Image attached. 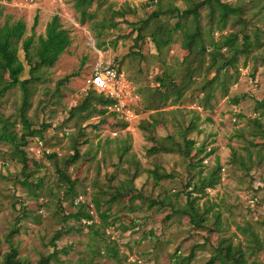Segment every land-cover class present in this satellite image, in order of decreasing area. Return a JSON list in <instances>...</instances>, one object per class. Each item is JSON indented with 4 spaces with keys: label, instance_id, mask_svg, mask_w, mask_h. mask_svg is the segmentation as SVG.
Listing matches in <instances>:
<instances>
[{
    "label": "rangeland",
    "instance_id": "374dc122",
    "mask_svg": "<svg viewBox=\"0 0 264 264\" xmlns=\"http://www.w3.org/2000/svg\"><path fill=\"white\" fill-rule=\"evenodd\" d=\"M122 1L101 4L97 0L82 20L75 0H0V26L23 21L28 30L25 38L35 33L34 63L38 38L45 36L54 16L60 17L71 37L70 47L54 67L32 75L26 115L31 129L42 131L43 137L29 138L23 148L27 171L12 147L0 142V260L12 245L26 264H40L44 258L50 259L49 264H139V260L144 264H209L221 244H231L245 253L246 264H264V139L258 136L264 134V118L255 111L256 103L264 100V0H226L241 7L242 13L238 17L231 11L224 33H244L251 37L252 46L233 66L220 71L218 66L233 53L224 52L212 68L208 56L203 66L194 60L192 67L198 69L194 79L186 72L189 52L182 47V31L160 52L151 38L153 32L172 30L178 23L191 27V20H183L174 11H186L193 4L189 0H159L158 6L151 0ZM120 9L124 18L116 15ZM154 12L159 18L140 30ZM199 13L206 38L213 39L210 29L217 25L216 19L208 6ZM36 16L39 24L33 32ZM20 59L25 64L22 79H28L30 67L23 50ZM101 62H112L125 75L126 107L121 112L108 110L106 115L94 111L87 121V112L71 119V109L94 92L88 80ZM73 74L77 77L59 89V82ZM216 76L236 83L227 97L221 87L211 102L213 108L202 110L197 107V96L204 80ZM160 77L177 85L188 83L181 102H163ZM253 79L258 80L257 86ZM22 98L18 86L0 99V116L13 123L19 135L24 132L19 114ZM235 99L241 103L234 105ZM194 110L200 115L198 128L188 132ZM33 139L43 143L40 154ZM185 139L215 149L211 164L202 163L194 148L185 155ZM74 141L79 144L80 158L68 166ZM153 147L170 151L152 154ZM48 152L57 158L49 160ZM219 165L224 180L205 200L201 213L206 222L200 229L181 213L188 199L187 185ZM58 171L76 181L75 193L88 209L93 210L98 199L114 227L106 230L98 223L95 230L83 228L75 218L76 195L69 192ZM154 172L166 178L157 182ZM245 190H254L260 197L256 211L240 196ZM118 193L126 198L111 204ZM152 202L163 204L153 206ZM177 251L183 257H176Z\"/></svg>",
    "mask_w": 264,
    "mask_h": 264
},
{
    "label": "trees",
    "instance_id": "16d2710c",
    "mask_svg": "<svg viewBox=\"0 0 264 264\" xmlns=\"http://www.w3.org/2000/svg\"><path fill=\"white\" fill-rule=\"evenodd\" d=\"M97 0H75L74 8L77 13L80 14L81 19L84 20L88 16L89 10L94 6V3ZM108 0H99V2L105 3ZM193 6L186 11H180L176 9L174 12H177L178 16L184 20H191V27H188L185 24L178 23L174 29H165L153 32L151 34L152 41L155 43L157 50L160 52L164 48L170 46L172 42V37L175 33L182 31V47L184 50L189 52V56L185 59L186 72L190 76V79H194V75L198 74V69L192 67L194 60H197L202 64H205L206 56L209 57V68L215 67L219 57L223 56V53H233L230 60L224 62L223 65L218 66V71L231 67L235 64L238 56L249 52L252 43L250 42L251 37L244 34L230 32L224 33V31L229 26V20L231 18V11L237 13L238 17H241L242 8L231 5L226 0H203L201 3H196L194 0H189ZM159 0H151V4L154 6L159 5ZM208 6L213 19H216V26L210 29L213 39H207L203 29L200 25V13L199 9ZM120 18H124L126 14L122 12V9L116 13ZM1 17V12H0ZM154 18H159V13L154 12L153 16L149 17L147 20H144L141 23L140 30L150 23ZM191 18V19H190ZM39 24V17L36 16L34 20L33 32ZM28 33L27 25L23 21H16L14 23L6 22L4 25L0 26V99L5 96V94L14 87H20L22 89V106L20 108L21 123L24 127V132L19 135L13 130L14 124L7 121L3 116H0V142H5L12 147L13 152L23 165V171L28 170V157L26 151L23 148H26L29 144V138L36 136L43 137L42 131H33L31 129V124L26 115V108L29 106V100L31 97L30 84L33 79V74L40 70L41 68H52L54 67L61 56L67 51L71 45V37L67 29L64 28L60 21L59 16H54L50 23L47 25L45 36H40L38 38L39 47L36 52L37 62H33V49L35 47L36 35L35 33L25 38ZM219 33V37H216V34ZM140 35H138L139 37ZM243 40V43L240 41ZM23 50L27 65L30 67L31 76L28 79H22L25 72V64L20 59V51ZM117 67V66H116ZM118 68V67H117ZM121 72V70L118 68ZM122 73V72H121ZM77 77L76 74L67 76L62 81L59 82L58 88L66 85L73 78ZM254 77V75L252 76ZM257 80V79H253ZM159 82V87L165 88V92L161 94L163 102H168L171 99L174 100V103H179L185 96V93L189 89L188 83L182 81L179 85L172 82L168 77H160L157 79ZM235 82H225V80H219L216 76L213 79H205L204 83L200 89V92L197 96V107L206 110L213 108L211 102L216 98V93L221 90V87H224V97H227L229 94L230 86L234 85ZM117 103L116 100L107 98L102 93L90 92L83 103L71 109L70 118H81L83 112H87L84 120L87 121L92 118L94 111H99L101 115H106L108 108L114 106ZM241 103L240 99H235L233 101L234 105H239ZM101 108V110H98ZM259 113L260 118H264V100H261L256 103V110ZM190 115L193 117V122L191 127L188 129H197V122L200 120L199 112L194 110ZM257 115V114H256ZM258 124V128H262L261 124ZM153 128V125H151ZM47 128V127H45ZM200 133V132H199ZM260 138L264 139V134L258 135ZM34 140V141H33ZM35 142L40 139H33ZM186 147L184 154L189 156L190 149L194 148L196 155L201 157L202 163L204 160L215 153V149L204 147L198 145L195 141H188L185 139ZM191 147V148H190ZM169 153L170 149L165 147H153L151 149L152 154L160 152ZM73 155L66 161L68 166L76 163L80 158L79 144L77 141L73 142ZM47 156L49 160H54L57 158L55 153H48ZM223 168L219 165L213 167L212 172L206 177H200L198 182H194L187 185L188 190V199L186 205L182 208V215L190 219V223L198 228H204L206 222L204 214L201 213V209L204 207L206 199H211L209 190L217 189L223 181L222 178ZM61 177L62 182H64L69 188V192L72 195H76L75 186L76 181H72L71 178L63 171H58ZM154 179L159 182L161 179L166 177L159 175L158 173H153ZM168 178V176H167ZM27 185V183H25ZM264 191V186L262 188ZM246 191V190H245ZM254 194V197H259L256 192L251 191ZM79 198L78 195L74 197L75 199ZM126 195L118 193L111 200V204H116L120 200L125 199ZM259 197V203L257 207L261 205ZM73 201V206L78 208V211L75 213V218L79 221L81 226L85 229H92L98 226V223L103 225L105 229H110L114 227V224L108 223V220L111 218L109 211H102L101 205L98 199H95L93 202L95 213L97 215V222L94 216L90 214L87 209V206L80 204L76 206ZM211 202V201H210ZM163 203L152 202L150 205H157ZM256 211V210H253ZM83 220L94 221L91 226L83 224ZM242 230V229H241ZM59 236V235H57ZM223 242V241H222ZM217 254L212 257L209 264H246L245 253L242 252L239 248H234L231 244L224 246L221 244L217 248ZM176 257H183V253L177 251ZM50 259H42L40 264H49ZM0 264H26L22 259L18 258V250L11 245V251L7 253L3 260H0Z\"/></svg>",
    "mask_w": 264,
    "mask_h": 264
},
{
    "label": "built area",
    "instance_id": "2783aa9c",
    "mask_svg": "<svg viewBox=\"0 0 264 264\" xmlns=\"http://www.w3.org/2000/svg\"><path fill=\"white\" fill-rule=\"evenodd\" d=\"M125 2H131V0H124ZM216 37H219V33L216 34ZM253 84L256 86L258 85V80L252 81ZM88 85L93 90L104 94L107 98L114 99L117 103L108 108L111 112H121L126 107V102L124 96H126V85H125V75L121 73L116 65L112 62L108 63H98L95 68L93 69L92 75L88 80ZM254 117L256 118L257 115L255 114ZM117 134L114 133V136ZM34 144L37 148V153L40 154L43 149L42 141H35ZM211 150V147L210 149ZM49 153V152H48ZM215 155H211L204 160L205 165H209L212 162V158ZM222 178H223V171H222ZM224 180V179H223ZM209 194L212 193V190L208 191ZM254 193L251 191H243L240 196L244 199L245 203L248 205L249 208L255 209L259 203V197H254ZM74 204L76 206L80 204H87L82 197L75 199ZM94 206V205H93ZM88 209V208H87ZM90 214L94 216L97 222V215L95 213V209L91 210L88 209ZM94 221H87L83 220V224L91 226ZM135 261V260H134ZM136 262V261H135ZM139 264H144L143 261H137Z\"/></svg>",
    "mask_w": 264,
    "mask_h": 264
},
{
    "label": "crops",
    "instance_id": "0c3cea01",
    "mask_svg": "<svg viewBox=\"0 0 264 264\" xmlns=\"http://www.w3.org/2000/svg\"><path fill=\"white\" fill-rule=\"evenodd\" d=\"M132 1V0H131ZM122 2H125L124 0L122 1ZM126 3V2H125ZM249 208V207H248ZM259 208V207H258ZM251 209V208H250ZM251 210H256V208L255 209H251Z\"/></svg>",
    "mask_w": 264,
    "mask_h": 264
}]
</instances>
